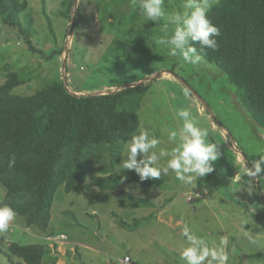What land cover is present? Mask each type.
I'll list each match as a JSON object with an SVG mask.
<instances>
[{"label":"rangeland","instance_id":"374dc122","mask_svg":"<svg viewBox=\"0 0 264 264\" xmlns=\"http://www.w3.org/2000/svg\"><path fill=\"white\" fill-rule=\"evenodd\" d=\"M19 1L25 7L13 19L44 52L31 51L19 27L6 24V15H0V85L10 72L29 79L15 87L12 95H33L61 79L82 93L103 92L107 86H127L141 79L134 85L144 80L150 86L141 100L138 130L145 128L162 141L156 149L160 164H166L168 158L160 151L173 147L167 138L170 130L178 128V105L189 109L198 126L208 130V141L217 145L220 155L214 170L191 184L169 172L156 179L123 182L115 190H102L90 180L110 174L103 172L109 158L101 161L70 193L64 185L58 188L46 230L28 226L24 217L16 215L8 231L0 233V264H26L9 251L12 242L47 244L48 235L56 238L58 234L67 235L68 240L59 235L55 249L50 248L42 264H113L125 256L137 264H185L179 249L186 223L210 244L230 236L229 254L232 249L238 252L237 263L264 264V235L253 232V228L264 232V171L258 177L247 175L254 170L253 162L264 155V128L253 119L224 71L206 58L211 68H193L170 56L167 47L156 43L163 35L164 22L140 16L139 0H77L75 12L69 9L74 0ZM182 3L164 0V8L171 11ZM60 50L64 54L48 59ZM126 146L122 156H126ZM122 156L117 171L124 169ZM249 181L255 185L251 193ZM137 186L135 195L127 190ZM121 191L150 205L123 206ZM1 192L5 190H0V202ZM171 197L173 201L164 206ZM226 211L230 217L241 211L242 220L234 225ZM151 213L155 216L133 231L124 229L115 217L132 223ZM243 223L250 227L244 228Z\"/></svg>","mask_w":264,"mask_h":264},{"label":"trees","instance_id":"16d2710c","mask_svg":"<svg viewBox=\"0 0 264 264\" xmlns=\"http://www.w3.org/2000/svg\"><path fill=\"white\" fill-rule=\"evenodd\" d=\"M24 7L19 0H0V15H6V24L19 27L31 51L43 54L13 19ZM208 17L220 29L218 46L201 54L224 71L253 119L264 128V0H217ZM194 46L200 52L199 44ZM62 54L63 50L53 51L48 59ZM26 80L22 73L10 72L0 85V188L5 190L0 203L11 205L28 226L46 230L58 188L64 185L70 193L101 161L109 158L103 172L110 174L90 180L102 190L139 179L135 171L116 167L126 142L139 128L138 111L150 84L143 80L134 85L139 79L127 86H107L103 92L82 93L61 79L33 95H12ZM13 156L15 164L9 167ZM119 200L129 208L150 205L126 191L120 192ZM171 201L172 197L167 198L163 205ZM154 216L151 213L132 223L115 217L124 229L133 231ZM48 246L12 242L8 249L26 264H42Z\"/></svg>","mask_w":264,"mask_h":264},{"label":"clouds","instance_id":"9594fccd","mask_svg":"<svg viewBox=\"0 0 264 264\" xmlns=\"http://www.w3.org/2000/svg\"><path fill=\"white\" fill-rule=\"evenodd\" d=\"M214 3L216 0H183L178 9L166 11L164 0H139L138 10L139 15L147 21L164 22L163 35L156 39V43L167 47L170 56L193 68H211L212 65L201 53L204 49L215 50L218 46L216 37L220 35V29L208 17V11ZM196 43L200 46V52L194 46ZM175 115L179 121L178 128L170 130L167 138L173 147L168 152L160 151V155L168 157L166 164L159 163L156 151L162 141L151 136L147 129L140 128L137 134L131 135V139L126 142V156H122L121 164L124 169L134 170L140 181L160 178L162 173L167 176L172 172L177 180L191 184L193 180L202 178L214 170L213 164L220 153L217 145L208 141V130L198 126V121L187 108L178 105ZM14 164L13 156L9 160V167ZM262 165L264 155L253 162L254 170H248L247 175L258 177V174L264 171ZM124 179L121 177V182ZM249 183L253 185L248 189L251 193L255 190V185L252 181ZM127 190L135 195L139 192V187ZM2 194L4 197L5 192ZM16 215L11 205L0 203V233L8 231ZM59 235L67 237L65 234H58L56 238ZM182 235L184 240L179 249V256L185 264H229V241L224 236L217 238L218 243L210 244L206 238L195 234L187 223L182 228ZM56 238L52 235L46 237L48 247L52 250L56 247ZM65 239L68 240V237Z\"/></svg>","mask_w":264,"mask_h":264},{"label":"crops","instance_id":"0c3cea01","mask_svg":"<svg viewBox=\"0 0 264 264\" xmlns=\"http://www.w3.org/2000/svg\"><path fill=\"white\" fill-rule=\"evenodd\" d=\"M3 195V194H2ZM229 205V204H228ZM232 205H233V203H232ZM226 213V217L227 218H233V224L234 225H236V222H237V220H242L239 216H240V214H242V212L241 211H238V212H236V217H230L229 216V214H227V211L225 212ZM222 214V213H221ZM223 215V214H222ZM247 222V221H246ZM250 222V221H249ZM222 224H225L223 221L221 222ZM241 223H238V225H240ZM242 226H244V228H248V227H250L248 224H242ZM257 225H255V226H253V227H256ZM234 227V226H233ZM253 232H255L257 235H264V232L262 231V233L260 232V230L258 229V228H253ZM225 235V234H224ZM228 241H229V244H228V247H227V251H228V253H229V251L231 250V249H229L230 247H229V245L231 246V242H230V236H224ZM237 244V243H236ZM237 246L238 247H240V245L239 244H237ZM232 256H234V258L235 259H233V260H230V258L232 257ZM237 258V259H236ZM238 259H239V257H238V252L237 251H234V249H232V253L231 254H229V264H236L237 262H238ZM230 261H231V263H230ZM237 264H239V263H237Z\"/></svg>","mask_w":264,"mask_h":264},{"label":"built area","instance_id":"2783aa9c","mask_svg":"<svg viewBox=\"0 0 264 264\" xmlns=\"http://www.w3.org/2000/svg\"><path fill=\"white\" fill-rule=\"evenodd\" d=\"M198 197H201V193L197 195ZM189 200H192V198H189ZM114 264H134L129 256L120 257L117 258L114 261Z\"/></svg>","mask_w":264,"mask_h":264},{"label":"water","instance_id":"95a60500","mask_svg":"<svg viewBox=\"0 0 264 264\" xmlns=\"http://www.w3.org/2000/svg\"><path fill=\"white\" fill-rule=\"evenodd\" d=\"M77 0H74V4H73V11L75 12L76 8H77V4H76ZM74 26V20L72 21L71 24V28H70V32H72V28Z\"/></svg>","mask_w":264,"mask_h":264}]
</instances>
